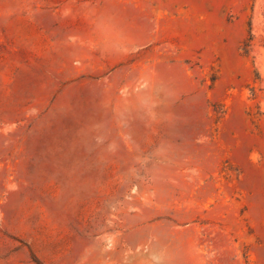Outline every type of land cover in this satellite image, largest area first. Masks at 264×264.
Instances as JSON below:
<instances>
[{
  "label": "rangeland",
  "instance_id": "obj_1",
  "mask_svg": "<svg viewBox=\"0 0 264 264\" xmlns=\"http://www.w3.org/2000/svg\"><path fill=\"white\" fill-rule=\"evenodd\" d=\"M0 264H264V0H0Z\"/></svg>",
  "mask_w": 264,
  "mask_h": 264
}]
</instances>
